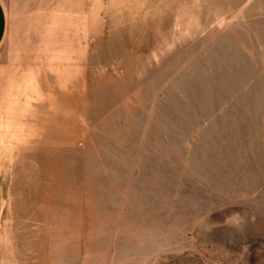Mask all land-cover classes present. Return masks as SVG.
Returning <instances> with one entry per match:
<instances>
[{"label": "rangeland", "instance_id": "1", "mask_svg": "<svg viewBox=\"0 0 264 264\" xmlns=\"http://www.w3.org/2000/svg\"><path fill=\"white\" fill-rule=\"evenodd\" d=\"M0 264H264V0H1Z\"/></svg>", "mask_w": 264, "mask_h": 264}, {"label": "crops", "instance_id": "2", "mask_svg": "<svg viewBox=\"0 0 264 264\" xmlns=\"http://www.w3.org/2000/svg\"><path fill=\"white\" fill-rule=\"evenodd\" d=\"M7 24V13L2 1L0 0V45L4 41L7 31Z\"/></svg>", "mask_w": 264, "mask_h": 264}]
</instances>
